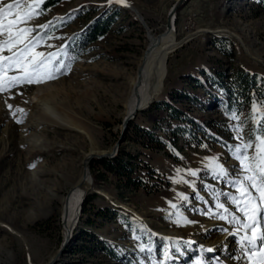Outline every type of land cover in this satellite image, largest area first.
I'll return each mask as SVG.
<instances>
[{
	"label": "rangeland",
	"instance_id": "374dc122",
	"mask_svg": "<svg viewBox=\"0 0 264 264\" xmlns=\"http://www.w3.org/2000/svg\"><path fill=\"white\" fill-rule=\"evenodd\" d=\"M179 1L122 3L137 7L139 18L115 0H63L50 8L47 0H19L21 12L38 15L14 27L34 29L25 34L26 43L38 41L34 52L58 55L51 61L36 57L53 79L12 87L7 77L23 76V69L0 73V89L7 87L0 90V264H47L62 250L61 198L83 176L92 150L111 152L119 143L129 77L140 66L147 31L162 36L167 27L176 31L182 46L168 58L165 91L136 114L118 153L128 154L131 176L146 186L106 171L99 159L90 161L93 187L55 264H249L238 233L224 238L221 225L207 223L215 219L240 227L233 214H243L232 197H239L237 182L246 173L238 155L245 154L241 145L250 137L256 143L258 128L264 135V121L258 125L254 118L264 113V98L252 94L241 107L228 106L225 89L214 77L223 73L227 80L244 68L264 80V0ZM16 2L0 0V7ZM37 3L39 8H29ZM101 17L114 20L103 36L85 41L79 52L66 51ZM223 30L239 34L251 54ZM7 38L0 31V41ZM0 55L11 52L4 49ZM61 64L60 72H54ZM35 96L51 98L91 138L40 113ZM167 101L180 109L179 118L164 105ZM37 122V130L29 128ZM237 125L243 128V141L237 138ZM212 155L216 165L198 162Z\"/></svg>",
	"mask_w": 264,
	"mask_h": 264
},
{
	"label": "snow or ice",
	"instance_id": "6c2138e0",
	"mask_svg": "<svg viewBox=\"0 0 264 264\" xmlns=\"http://www.w3.org/2000/svg\"><path fill=\"white\" fill-rule=\"evenodd\" d=\"M112 0H109L111 3ZM116 3H125L126 0H115ZM24 6L17 0L16 3H7L3 7H0V31L6 32L8 38L0 41V53L7 49L11 52V55H0V73H6L14 68H22L24 71L23 76H10L7 77L10 82V86L14 87L20 83H40L45 79H53L54 75L44 71V61H37L36 57H45L44 53L34 52L33 49L37 46L38 41L33 38L27 43L25 42L27 37L25 34L34 31L33 28L23 27L15 28L25 20H30L34 15H38L33 11L21 12L20 10ZM29 8H39V3L30 5ZM15 9V12L13 11ZM15 16L16 19H9V17ZM51 25V22L46 25H41L42 28H47ZM35 41V42H34ZM23 45V47H17ZM16 49V50H14ZM58 53H49L45 57L46 60L51 61L56 58ZM32 59L29 60L28 57ZM31 66V69L29 70ZM64 67L61 64L53 71L60 72V68ZM43 71V76H40ZM33 75L40 78L33 79ZM0 90H7L4 87ZM11 107V105H9ZM22 111V110H21ZM254 111H258V106H254ZM257 124L264 121V113H260L258 117H254ZM233 119L239 120V116L233 115ZM236 131L238 133L237 138L243 141V128L237 125ZM262 129H257V134L254 139L255 144L250 137L247 143H242L241 148L244 150V155L239 156L240 162L243 164V170L246 173L243 180L238 181L239 197L233 196V203L237 204V210L242 213V216L233 214V220L240 225L236 229V232H244L240 236V243L242 246L243 259L247 260L249 264H264V135L261 134ZM252 149L253 154L250 156L247 154L248 150ZM240 149H237L239 154ZM222 174H227L222 165H218ZM196 175V173H192ZM223 208L224 205H219ZM207 251H212L208 249Z\"/></svg>",
	"mask_w": 264,
	"mask_h": 264
},
{
	"label": "bare ground",
	"instance_id": "6f19581e",
	"mask_svg": "<svg viewBox=\"0 0 264 264\" xmlns=\"http://www.w3.org/2000/svg\"><path fill=\"white\" fill-rule=\"evenodd\" d=\"M128 7H131L133 11L138 14L139 18H141L138 13L137 7H134V5H130ZM222 32L239 40L240 42L242 41L244 48L248 49L243 43V40L241 39V36L239 34L232 33L226 30H223ZM180 46H182L181 42L177 40L176 31L173 29L167 27L162 36H159L154 30L147 31V44L143 54V58L140 62V66L137 72L130 75L129 77V90L126 94L127 111L125 115L131 114L135 109L150 106L152 102L163 95L165 91V80L168 74V58ZM248 53L251 54V51L249 49ZM257 61L261 62V60ZM35 98L38 101L37 109L40 113L51 115L55 119H58L57 121L52 120L56 124L86 133L87 136L91 138V135L86 127L76 119L74 120L73 118L69 117L68 113L62 110L58 105H54L51 98L39 99L36 96ZM40 126V122H37L31 125L29 128H32V130H37ZM28 134L26 133L25 136H27ZM96 152L97 151L92 150L91 153L86 157V169L84 170L83 176L79 181L75 182L72 185V189L70 190L69 194L61 198V202L64 206L63 217L65 234H69L70 232L73 233L80 223V217L82 216L81 210H83V201L85 200L87 194L91 192V189L93 187V179L89 163L90 159L93 155L105 153ZM198 162L200 163V165H203L205 163L216 165V157L212 155L208 158H201L200 160L198 159ZM36 173L37 172L33 173L34 177H37ZM168 201L170 200L167 199L166 202ZM172 209L175 210L176 208L174 207ZM137 217L139 218L141 216L138 215ZM181 220L184 219L182 218ZM185 225L188 226L191 225V223L186 222ZM207 225L210 227L221 225L223 228L222 236L224 238H228L236 232L235 228L228 221L224 222L222 220L212 219L207 223ZM243 234V231L239 232L238 237L240 238V236Z\"/></svg>",
	"mask_w": 264,
	"mask_h": 264
},
{
	"label": "trees",
	"instance_id": "16d2710c",
	"mask_svg": "<svg viewBox=\"0 0 264 264\" xmlns=\"http://www.w3.org/2000/svg\"><path fill=\"white\" fill-rule=\"evenodd\" d=\"M61 1L63 0H47L45 7L50 8ZM113 22L114 20L110 18H98L92 23L90 28L85 33L78 37L73 46L74 48H71L70 46L66 51L76 50L79 52L80 47L85 41L90 43L97 40L100 36H103ZM214 80L218 86L225 89L228 106L241 107V104H246L250 101L252 94L257 95V98L259 99L264 98V80L259 79L256 75L250 74V72L244 68L237 69L233 76L227 80L224 79L223 73H218L217 76L214 77ZM204 85L207 89H210L206 83ZM195 99L196 98H194V100ZM164 105L171 109L174 117H180L179 114L181 111L175 103L167 101ZM127 157L128 154L123 150L120 154L113 158L99 159V163L104 169H106V171L113 172L117 175L127 176L129 184H133L135 186H146L143 184L141 179L138 180L131 176L134 168L132 161Z\"/></svg>",
	"mask_w": 264,
	"mask_h": 264
},
{
	"label": "water",
	"instance_id": "95a60500",
	"mask_svg": "<svg viewBox=\"0 0 264 264\" xmlns=\"http://www.w3.org/2000/svg\"><path fill=\"white\" fill-rule=\"evenodd\" d=\"M184 0H180L179 1V4H181ZM122 6H125V7H128L130 6L131 4H122ZM131 8V7H129ZM132 9V8H131ZM133 10V9H132ZM175 24V18L172 19V22H171V25H174ZM147 107V106H146ZM146 107H143V108H138V109H135L134 112H132L131 114H127L124 116V119H123V135L119 141V143L117 144V146L113 149V151L111 152H107V153H103V154H96V155H93L90 159V161L92 162L93 159H103V158H113L115 156L118 155L119 153V150H120V146L121 144L125 141V138H126V132L128 130V127H129V124L130 122L135 118L136 114L141 111V110H144ZM91 162L90 163V167H91ZM88 197V196H87ZM87 197H85V200L83 201V207L87 201ZM84 210V208H83ZM81 210V211H83ZM72 235L73 233H67L65 234V241L63 243V248L62 250L58 253V255L56 257L53 258V260H51L49 263L47 264H55L56 260L59 258V256L62 254V251L64 250V248H66V246L68 245L69 241L71 240L72 238Z\"/></svg>",
	"mask_w": 264,
	"mask_h": 264
}]
</instances>
